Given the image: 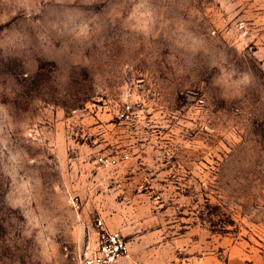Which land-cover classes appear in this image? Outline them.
Listing matches in <instances>:
<instances>
[{
	"label": "rangeland",
	"instance_id": "374dc122",
	"mask_svg": "<svg viewBox=\"0 0 264 264\" xmlns=\"http://www.w3.org/2000/svg\"><path fill=\"white\" fill-rule=\"evenodd\" d=\"M263 120L264 0H0V264L148 215L264 251Z\"/></svg>",
	"mask_w": 264,
	"mask_h": 264
},
{
	"label": "crops",
	"instance_id": "0c3cea01",
	"mask_svg": "<svg viewBox=\"0 0 264 264\" xmlns=\"http://www.w3.org/2000/svg\"><path fill=\"white\" fill-rule=\"evenodd\" d=\"M103 224L109 230L119 231L125 238L127 235L130 236L127 240L129 256L115 264H264V251L253 250L242 243L231 244L222 253L214 250L219 244L216 246L212 244L211 250L205 253L196 250L194 252L191 246L189 252L185 238L186 229L184 234L167 238L165 234H161L160 227L151 229V215H148L147 219L137 220L131 224H126L125 217H120V222L116 226L110 225L106 220ZM96 237L97 232L94 230L93 244ZM187 252L190 254H186ZM221 256L225 261H221Z\"/></svg>",
	"mask_w": 264,
	"mask_h": 264
},
{
	"label": "built area",
	"instance_id": "2783aa9c",
	"mask_svg": "<svg viewBox=\"0 0 264 264\" xmlns=\"http://www.w3.org/2000/svg\"><path fill=\"white\" fill-rule=\"evenodd\" d=\"M262 128L264 133V120ZM96 228L93 246H86L77 264H115L128 255V241L119 231L107 229L101 220L96 221Z\"/></svg>",
	"mask_w": 264,
	"mask_h": 264
}]
</instances>
